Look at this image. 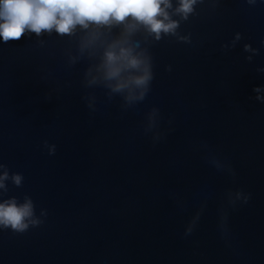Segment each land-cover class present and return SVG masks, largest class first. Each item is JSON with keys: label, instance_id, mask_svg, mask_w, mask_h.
Returning <instances> with one entry per match:
<instances>
[{"label": "water", "instance_id": "water-1", "mask_svg": "<svg viewBox=\"0 0 264 264\" xmlns=\"http://www.w3.org/2000/svg\"><path fill=\"white\" fill-rule=\"evenodd\" d=\"M171 3L160 41H0V163L23 176L0 200L43 221L0 229V264H264V0H201L187 21ZM116 42L152 58L142 101L103 79Z\"/></svg>", "mask_w": 264, "mask_h": 264}, {"label": "clouds", "instance_id": "clouds-1", "mask_svg": "<svg viewBox=\"0 0 264 264\" xmlns=\"http://www.w3.org/2000/svg\"><path fill=\"white\" fill-rule=\"evenodd\" d=\"M198 2L201 0H178L176 14L187 21ZM171 7V0H0V41H19L28 33L41 36L53 31L59 36H72L78 27L87 31L93 26L89 36L94 38L99 35V29L121 25L125 35L142 26L160 41L162 34L175 35L180 27V22L171 19L166 11ZM152 68L151 56L134 54L133 47H120L119 42L108 46L100 65L103 79L114 81L108 85L111 91L127 92L125 100L129 102L144 100L154 78ZM136 90H140L138 94ZM6 168L0 163V169H5L0 174V190H3L0 195L7 192L5 181L11 179L17 187L23 181L22 174L10 176ZM35 215V205L29 196L23 202L15 197L0 200V229L23 233L43 223ZM42 215L46 212L42 211Z\"/></svg>", "mask_w": 264, "mask_h": 264}]
</instances>
